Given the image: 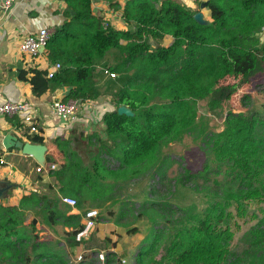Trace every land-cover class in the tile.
Here are the masks:
<instances>
[{
	"label": "trees",
	"instance_id": "16d2710c",
	"mask_svg": "<svg viewBox=\"0 0 264 264\" xmlns=\"http://www.w3.org/2000/svg\"><path fill=\"white\" fill-rule=\"evenodd\" d=\"M66 4V19L46 45L48 61L58 66L57 72L48 78V72L33 69L29 78L22 75L20 79L31 85L35 96L48 89L69 87L62 101L85 102L99 95L93 81L98 61L107 59L104 68L118 75V87L112 93L115 110L103 116L105 138L80 133L54 140L63 163L49 175L57 194L75 199L77 210L97 197L107 198L111 183L115 186L148 172L157 164L162 149L192 128L198 102L207 101L212 112L220 109L264 67V43L256 36L264 28V0H209L206 8L211 22L206 24L198 23L196 12L175 0H128L122 9L126 31L92 15L91 0H66ZM116 5L112 3V7ZM166 35L173 39L170 46L152 48L150 39L160 41ZM227 77L236 82L222 85ZM121 106L133 116L119 115ZM224 122V129L212 134L206 144L214 164H232L225 178L235 188L233 201L225 197L220 203L214 197L208 212L174 221L173 227L167 221L171 214L159 207L162 214L158 220L164 221V226L154 230L141 246L134 264H236L229 261L232 233L226 212L232 203L238 208V202L264 195V141L255 137L258 127L264 128V117L229 111ZM30 141L44 143L39 136ZM73 144L87 149L88 164ZM47 162L54 163L50 158ZM110 162L116 165L109 168ZM208 167L205 173H209ZM216 169L218 174L219 166ZM204 175L201 173L202 178ZM224 190L226 196L229 188ZM28 212L34 214L32 228L39 223L37 217L48 226L61 222L70 228L64 233L68 247L80 246L75 240L83 228L80 216H67L68 210H61L56 197L33 192L23 196L17 206L0 202V259L13 264H66L47 242L39 241L34 229L27 232L24 218ZM260 226L258 222L251 233L257 234ZM82 244L96 252L107 250L94 233ZM159 249L163 253L155 259ZM22 254H27L25 259ZM111 256L107 254V264Z\"/></svg>",
	"mask_w": 264,
	"mask_h": 264
},
{
	"label": "rangeland",
	"instance_id": "374dc122",
	"mask_svg": "<svg viewBox=\"0 0 264 264\" xmlns=\"http://www.w3.org/2000/svg\"><path fill=\"white\" fill-rule=\"evenodd\" d=\"M258 33L257 36H260ZM261 40L263 42V39ZM262 71L260 77L255 76L257 81L253 80V84L247 88L251 92L250 95L246 93L248 91L236 92L224 102L220 109L213 112L207 109V101L198 102L197 116L192 128L178 141L165 146L157 164L148 172L115 186L111 183L109 186L112 191L107 194V198L97 197L94 201L81 205L78 210L73 211L62 204V196L55 194L48 187L44 186L40 190L41 195L56 197L61 210H68L67 216L79 215L82 225L83 213L90 209L96 210L98 217L92 233L99 241L107 245L106 251L96 252L86 249L82 243L90 237L81 241L80 246L69 248L64 233L70 231V228L61 222L48 226L40 217H37L39 223L32 228L30 222L34 217L33 212H28L24 218L27 232L31 233L34 229L39 241L47 242L66 264H107V254H112L109 264H134L135 256L141 246L150 240L154 230L163 225L164 221L158 220L162 214L159 207L167 210L166 214H171L167 221L170 227H173L174 221L208 212L214 197H218L217 201L220 203H223L225 197V200L233 201L235 188L227 184L228 180L225 178L232 164H230L231 168L227 162L220 165L214 164L210 158V145L206 143L211 139L212 134L220 133L224 129V121L229 111H238L236 113L247 116L257 113L264 117V70ZM235 82V79L226 78L221 81V84ZM95 125L99 126L103 134L105 133L103 117L102 123L98 122ZM74 133V136H78L80 131ZM89 135L92 134L85 136ZM102 137L105 138L103 135ZM255 137L264 141L262 126L258 127ZM79 146V144H73V149L84 159L86 165L88 164L87 149ZM106 159L110 160L107 157ZM207 164L209 173L204 172ZM115 165L114 162L108 164L109 168ZM217 166H219L218 174H216ZM232 170L235 171V169ZM201 173L206 174L204 178L201 177ZM195 174L197 176L194 178ZM224 188H229L226 196ZM233 204L226 212L230 214L227 226L232 233L228 248L229 261L235 260L236 264H264V195L260 199L240 201L237 203L238 208L236 204ZM179 210L185 211L186 214L180 213ZM258 222L261 223L258 233H251V229ZM222 223V228H225L224 221ZM40 250L42 251L43 247L39 248ZM162 253L163 249H159L155 259H159ZM28 254L34 255L30 252ZM25 256L27 254H22L23 259ZM0 264L13 263L0 259Z\"/></svg>",
	"mask_w": 264,
	"mask_h": 264
},
{
	"label": "crops",
	"instance_id": "0c3cea01",
	"mask_svg": "<svg viewBox=\"0 0 264 264\" xmlns=\"http://www.w3.org/2000/svg\"><path fill=\"white\" fill-rule=\"evenodd\" d=\"M126 1L128 0H91V13L110 24L114 29L126 31L127 25L122 17V9ZM175 1L200 13L202 21L205 23L211 22L206 5L201 7V4H207L209 0ZM112 3L117 5L112 7ZM67 12L66 0H16L6 15H3L0 9V103L27 101L31 108L28 114L32 117L33 125L36 127V133H32L24 122L25 114L0 117V157L3 160V163H0V202L3 205L17 206L23 196L33 192L40 193L44 186L57 194L54 180L49 175L48 166L50 165L47 162V158L53 160L54 163L51 165H54V170L59 169L63 163L62 154L55 146L54 140L72 138L76 131H80L84 135L96 133L104 136L105 133L103 134L99 126L95 124L102 123L105 113L115 110L112 93L117 90L118 81L115 79L118 75L112 79L103 73L107 59L98 61L93 71L94 86L99 92L98 97L82 102L79 106L80 112L77 119L70 123L61 122L51 114L52 103L67 97L69 87L48 89L42 95L35 96L32 93L31 85L20 79L22 75L29 78L30 71L33 69L48 73L58 70L48 61L46 49L41 51L38 57L31 58L21 53L19 47L26 36L35 34L39 29L55 30L61 26L66 19L65 13ZM258 34L260 36L257 34L256 36L259 37V41L263 39L260 44L264 43L263 34L260 32ZM150 42L152 48L168 47L172 44L173 39L166 35L160 41L150 40ZM262 70L264 67L257 70L237 92L248 91L246 93L250 95L251 92L247 88L253 84V80L257 81L256 77H260ZM8 134L16 136L18 140L30 143H32L31 137L43 138V144L46 146L45 165L37 164L33 158L23 155L20 150L5 149L3 140ZM38 167L43 168L41 173L37 172Z\"/></svg>",
	"mask_w": 264,
	"mask_h": 264
},
{
	"label": "built area",
	"instance_id": "2783aa9c",
	"mask_svg": "<svg viewBox=\"0 0 264 264\" xmlns=\"http://www.w3.org/2000/svg\"><path fill=\"white\" fill-rule=\"evenodd\" d=\"M16 0H1L0 1V9L3 15H6L10 12ZM2 15V16H3ZM54 30H49L47 28L39 29L35 34H31L26 36L21 44L20 51L28 55L31 58L38 57L40 52L46 49V45L52 36ZM260 33L264 34V28L261 29ZM44 48V49H43ZM55 68H58L55 65ZM57 71H51L48 73V78H51L54 73ZM103 73L108 75L110 78L114 79L117 76L113 73L108 72L105 68L103 69ZM82 104L80 101L68 100V101H60L57 100L51 105V114L57 120H60L64 123H70L77 119L80 109L79 106ZM30 104L27 101L23 102H3L0 103V117L8 116H20L25 114L24 122L30 128L32 133H36V127L33 125L32 117L28 114L30 110ZM79 110V111H78ZM0 163H3L2 158L0 157ZM54 165L48 166V170H54ZM43 171L42 167L37 168V172L41 173ZM62 204L71 208L73 211L76 209L77 201L70 197H62ZM98 217V213L94 209L87 210L83 213V228L76 234L75 240L76 242H81L83 240H87L93 231V226L95 224V220Z\"/></svg>",
	"mask_w": 264,
	"mask_h": 264
},
{
	"label": "water",
	"instance_id": "95a60500",
	"mask_svg": "<svg viewBox=\"0 0 264 264\" xmlns=\"http://www.w3.org/2000/svg\"><path fill=\"white\" fill-rule=\"evenodd\" d=\"M205 5L206 4L203 3L201 4V7H205ZM194 19L200 24H206L204 21H202V15L200 13H196L194 15ZM117 113L119 115L133 116L132 112L129 109L122 106L117 109ZM3 146L5 149L15 148L17 150H20L23 155L33 158L34 161L41 166H44L46 163V146L44 144L23 142L21 140H18L16 136L8 134L3 140Z\"/></svg>",
	"mask_w": 264,
	"mask_h": 264
}]
</instances>
